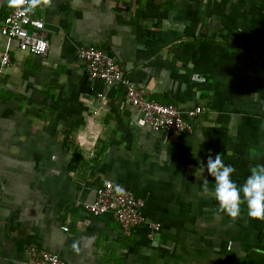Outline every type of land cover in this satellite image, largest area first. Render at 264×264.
I'll list each match as a JSON object with an SVG mask.
<instances>
[{"label":"crops","instance_id":"1","mask_svg":"<svg viewBox=\"0 0 264 264\" xmlns=\"http://www.w3.org/2000/svg\"><path fill=\"white\" fill-rule=\"evenodd\" d=\"M0 0V264H29L36 246L64 264H264V219L246 204L219 212L209 153L242 184L264 164V0H52L47 57L2 36ZM95 48L192 131L142 123L125 89L90 78L78 57ZM199 108L201 112L190 113ZM207 181V183H206ZM110 182L144 201L130 237L84 205ZM67 226L69 231H63Z\"/></svg>","mask_w":264,"mask_h":264},{"label":"built area","instance_id":"2","mask_svg":"<svg viewBox=\"0 0 264 264\" xmlns=\"http://www.w3.org/2000/svg\"><path fill=\"white\" fill-rule=\"evenodd\" d=\"M44 29L42 20L33 15L25 18L17 10L9 8V14L1 26V34L6 39L15 40L20 51L44 58L48 56L50 49ZM78 57L85 62L91 79L101 81L109 87L120 86L125 89L126 99L134 109L142 113V123L147 127L174 134L192 131L178 107L153 100L122 71L113 57L95 48H81ZM11 65L10 54L5 53L0 60V89L3 86L6 69ZM200 112L201 109L196 108L190 114L196 116ZM144 206V201L130 190L106 182L96 189L95 199L91 203H86L84 209L93 217L110 215L119 223L126 237L147 226L148 239L153 241L160 231V225L147 221ZM62 230L67 232L69 228L64 226ZM26 255L29 264H64L58 254L36 246L28 247Z\"/></svg>","mask_w":264,"mask_h":264},{"label":"clouds","instance_id":"3","mask_svg":"<svg viewBox=\"0 0 264 264\" xmlns=\"http://www.w3.org/2000/svg\"><path fill=\"white\" fill-rule=\"evenodd\" d=\"M6 3L9 8L27 18L45 6H50L52 0H6ZM205 171L214 178V196L219 212L235 219L240 215L241 205L246 204L250 218L264 219V164L251 167L244 182L237 184L232 179L235 169L224 163L221 154L213 158L209 153L206 168L203 167Z\"/></svg>","mask_w":264,"mask_h":264}]
</instances>
